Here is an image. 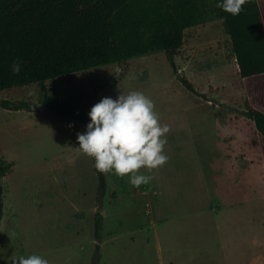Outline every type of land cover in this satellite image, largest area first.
<instances>
[{
  "label": "rangeland",
  "instance_id": "obj_1",
  "mask_svg": "<svg viewBox=\"0 0 264 264\" xmlns=\"http://www.w3.org/2000/svg\"><path fill=\"white\" fill-rule=\"evenodd\" d=\"M209 2L210 17L185 30L178 74L156 50L47 81L49 93L87 113L130 91L153 101L168 126V159L137 170L147 183L96 170L78 148L82 124L40 106L36 83L0 91V99L38 104L0 106V159L13 163L2 178L0 264L30 254L49 264H264V161L230 37Z\"/></svg>",
  "mask_w": 264,
  "mask_h": 264
},
{
  "label": "trees",
  "instance_id": "obj_2",
  "mask_svg": "<svg viewBox=\"0 0 264 264\" xmlns=\"http://www.w3.org/2000/svg\"><path fill=\"white\" fill-rule=\"evenodd\" d=\"M213 2L231 40L246 115L254 123L264 161V0H246L235 16ZM209 14V0H0V91L36 83L40 106L81 123L85 131L89 116L84 106L63 98L57 89L49 93L47 81L156 50L165 52L178 74L175 56L185 30L205 22ZM14 62L20 64L18 73L11 70ZM178 78L190 92L205 96L185 76ZM38 104L0 99L1 107L14 111ZM12 166L0 159V218L2 178ZM100 223L97 214L96 236Z\"/></svg>",
  "mask_w": 264,
  "mask_h": 264
},
{
  "label": "clouds",
  "instance_id": "obj_3",
  "mask_svg": "<svg viewBox=\"0 0 264 264\" xmlns=\"http://www.w3.org/2000/svg\"><path fill=\"white\" fill-rule=\"evenodd\" d=\"M246 0H217V7L238 15ZM13 73L20 71L19 62L11 65ZM85 131L77 134L78 148L94 159L101 172L113 171L117 176L130 174L133 186L147 183L151 177L138 173L142 166L154 169L168 157L162 149L168 126H161L153 101L138 91L119 94L115 99L103 97L88 112ZM0 259H5L0 257ZM12 264H49L38 254L19 256Z\"/></svg>",
  "mask_w": 264,
  "mask_h": 264
},
{
  "label": "water",
  "instance_id": "obj_4",
  "mask_svg": "<svg viewBox=\"0 0 264 264\" xmlns=\"http://www.w3.org/2000/svg\"><path fill=\"white\" fill-rule=\"evenodd\" d=\"M105 189H106V184L104 179L102 178V183L100 186L99 194H98V211L102 213L104 211V195H105Z\"/></svg>",
  "mask_w": 264,
  "mask_h": 264
}]
</instances>
